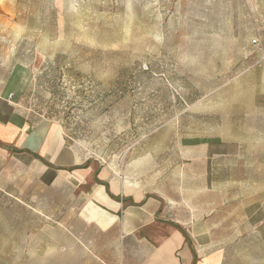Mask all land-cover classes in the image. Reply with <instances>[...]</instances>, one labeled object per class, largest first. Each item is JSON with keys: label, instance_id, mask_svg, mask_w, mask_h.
<instances>
[{"label": "rangeland", "instance_id": "374dc122", "mask_svg": "<svg viewBox=\"0 0 264 264\" xmlns=\"http://www.w3.org/2000/svg\"><path fill=\"white\" fill-rule=\"evenodd\" d=\"M7 90L92 171L47 184L0 156V264H100L75 239L91 184L158 128L164 190L225 264H264V0H0Z\"/></svg>", "mask_w": 264, "mask_h": 264}, {"label": "crops", "instance_id": "0c3cea01", "mask_svg": "<svg viewBox=\"0 0 264 264\" xmlns=\"http://www.w3.org/2000/svg\"><path fill=\"white\" fill-rule=\"evenodd\" d=\"M0 156L17 168L38 170L47 184L70 176L82 186L92 171L58 123L33 122L8 90L0 93ZM163 179L158 128L129 147L123 170L99 168L79 217L85 231L77 232L76 243L100 264H225L210 222H195L189 202L172 198ZM170 212L176 219L169 222L164 217Z\"/></svg>", "mask_w": 264, "mask_h": 264}, {"label": "built area", "instance_id": "2783aa9c", "mask_svg": "<svg viewBox=\"0 0 264 264\" xmlns=\"http://www.w3.org/2000/svg\"><path fill=\"white\" fill-rule=\"evenodd\" d=\"M254 43L258 44L261 43V41L259 39H255Z\"/></svg>", "mask_w": 264, "mask_h": 264}]
</instances>
